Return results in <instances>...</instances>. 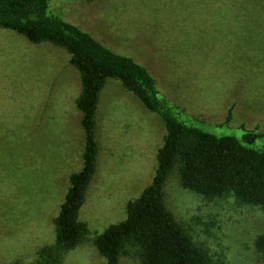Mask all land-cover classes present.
Returning a JSON list of instances; mask_svg holds the SVG:
<instances>
[{"label":"rangeland","instance_id":"374dc122","mask_svg":"<svg viewBox=\"0 0 264 264\" xmlns=\"http://www.w3.org/2000/svg\"><path fill=\"white\" fill-rule=\"evenodd\" d=\"M50 8L146 68L185 114L221 120L231 107L229 125L206 131L239 137L240 124L264 131V0H51ZM69 58L0 27V264H105L94 239L125 219L155 173L163 123L116 80L105 81L95 173L76 216L79 242L55 245L53 219L84 149L79 74ZM162 193L195 264H264L255 246L264 234L259 208L185 189L177 167ZM141 255L139 242L126 240L119 264H139Z\"/></svg>","mask_w":264,"mask_h":264},{"label":"trees","instance_id":"16d2710c","mask_svg":"<svg viewBox=\"0 0 264 264\" xmlns=\"http://www.w3.org/2000/svg\"><path fill=\"white\" fill-rule=\"evenodd\" d=\"M51 0H0V27L24 36L29 42H50L65 49L78 71L80 93L75 101L84 133L82 168L70 174L68 189L53 219L55 245L76 247L82 229L76 221L84 192L96 168L95 117L100 91L107 79L120 82L142 106L158 116L165 128L157 152V167L150 184L128 202L123 221L94 239L105 264H119L126 240L142 247L139 264H195V250L181 227L166 210L162 187L177 167L181 184L202 197L232 196L257 207L264 215V131L240 124L239 137L216 135L204 127H222L232 120V109L223 119L206 122L182 112L156 88V80L131 57L117 54L78 26L51 11ZM219 120V121H218ZM206 125V126H205ZM264 252V234L255 243Z\"/></svg>","mask_w":264,"mask_h":264},{"label":"crops","instance_id":"0c3cea01","mask_svg":"<svg viewBox=\"0 0 264 264\" xmlns=\"http://www.w3.org/2000/svg\"><path fill=\"white\" fill-rule=\"evenodd\" d=\"M107 80H114V79H107ZM106 80V81H107ZM117 81V80H116ZM118 82V81H117ZM119 84H120V82H118ZM104 84H105V82H104ZM121 85V84H120ZM104 86V85H103ZM121 87H122V85H121ZM103 88V87H102ZM123 88V87H122ZM124 89V88H123ZM102 90V89H101ZM124 90H126V89H124ZM127 91V90H126ZM128 92V91H127ZM100 93H101V91H100ZM134 96V95H133ZM80 124H81V121H80ZM82 128V127H81Z\"/></svg>","mask_w":264,"mask_h":264}]
</instances>
